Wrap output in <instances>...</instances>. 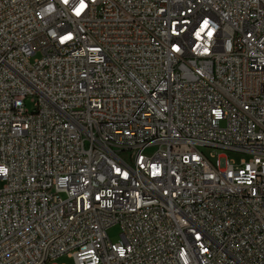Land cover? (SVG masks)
Wrapping results in <instances>:
<instances>
[{"label":"built area","instance_id":"obj_1","mask_svg":"<svg viewBox=\"0 0 264 264\" xmlns=\"http://www.w3.org/2000/svg\"><path fill=\"white\" fill-rule=\"evenodd\" d=\"M62 256L264 264V0H0V264Z\"/></svg>","mask_w":264,"mask_h":264},{"label":"rangeland","instance_id":"obj_2","mask_svg":"<svg viewBox=\"0 0 264 264\" xmlns=\"http://www.w3.org/2000/svg\"><path fill=\"white\" fill-rule=\"evenodd\" d=\"M34 59H32L33 61ZM27 108L32 110L33 105L30 103V101L28 100L26 102ZM208 155H214V157L218 158L220 156H226L228 159L230 160H235L237 162L240 161L241 158H247L246 155L244 154H240V153H236V152H232V151H225L222 149H206L205 150ZM213 161H215V159H213ZM120 228L119 227H115L109 230L108 235L110 237V239L113 242H117L120 239ZM54 264H74V260L71 257L68 256H62L60 258H58L56 261H54Z\"/></svg>","mask_w":264,"mask_h":264}]
</instances>
